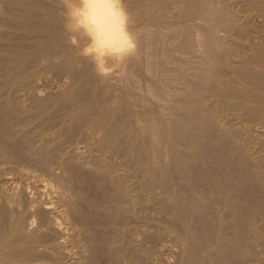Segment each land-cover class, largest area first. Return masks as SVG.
Returning <instances> with one entry per match:
<instances>
[{
    "label": "bare ground",
    "instance_id": "obj_1",
    "mask_svg": "<svg viewBox=\"0 0 264 264\" xmlns=\"http://www.w3.org/2000/svg\"><path fill=\"white\" fill-rule=\"evenodd\" d=\"M230 1L232 3L231 9H230V11L226 12V9L224 10L223 7L216 4V1L214 3V1H210V0H180L178 10L180 9L179 12L182 14V16L197 17V19L199 18L202 21L199 23L200 24L199 27L196 25L198 27V30H196V32L198 33V34L196 33L198 35V39H196V41H193V39H192L193 38L192 37L193 32L191 31V29H192L191 24H187L185 26L183 25L184 29H182L183 26L180 25V26H182L181 27L182 32L180 31V33H181V36L183 38V44H181V45L184 46V49H186V51L189 54L191 53L192 49L195 50L194 49L195 46H198L197 49H198V51L200 50L199 52L201 54L200 55L201 56V62L198 63V64H200L199 66H197L198 64L196 66H193V65L191 66L192 62L188 66V67H190V68H188V71H190V72L188 73V71H187V73L189 74L188 75L189 77H185V76L181 77V79L184 80V84H183L184 87L183 88L185 91L179 90V93H181V95L179 94V97H178V94L173 93L174 95H176L175 97H178V98L173 100L174 96L172 97L170 94H168L172 97V100H173L171 105H169L170 109L167 108L168 104H170V103L166 104L167 107L165 106L166 111L169 109L167 112L171 111V113H172L170 117L169 116L163 117L162 116L163 114L156 112L157 108H155V107H153V108L156 110L153 111V109H151L152 111L149 113V115L144 114V115H146V116H143L144 120L147 122V125H148V128L147 129L145 128L147 131L146 132L147 136H146V139H144V140H146L147 146L143 143L138 142V141L133 142L131 138H130L131 142H127V140L123 141L122 140L123 137L121 139V135L123 133V131L121 129H123V128L120 129L119 123L121 124V122H118V119H117L118 118L117 117L118 111H119L118 106L121 107L120 100H119L121 94L119 93L120 96H119V94H118V96H116L117 93H116V95L114 94L115 96L112 95V89H113L112 86H114L113 84H116L117 82L120 84L122 76L124 75V74L121 75V73H123L122 72L123 68H121V67H124V69H126L125 64H127V63H125V62H127V60L136 58L138 56L141 57L140 53L146 54L147 51H149L150 48L148 49L147 46H149V44H151V43L147 44L146 41L148 42L147 37L150 35L151 32L150 33L148 32L149 35L148 36L146 35L147 36L146 41H143V42H145V45L141 41L143 44V48L147 44L146 48L148 50L147 51L145 49L142 50V51L145 50L146 52L140 51L141 48L139 49V51L136 50V49H138V47L140 45L142 46L141 42L139 41L140 43L139 42L138 43L140 45L135 48V51L132 55L127 56L123 59L108 58L106 60H101L99 62V65H97L96 63L93 62L91 57H89L87 54L89 47H90L88 39L82 33L70 31L66 27L67 11L69 9H71L72 7L76 6L78 4V0H6V7L8 8L11 6L12 8L10 7L11 8L10 10L4 9V11L6 10L4 14L0 13V15H2L0 17V62L2 63V67H3L1 70L2 71H3V69L5 70L6 76L5 75L4 76L6 77V80L3 83H5V87H8V95L10 94L9 91H11L13 88H16V87L20 88L21 91H25V92H26V90L29 92L30 91L32 92L35 88L38 90V88H37L38 86H39V88H41L40 87L41 84L37 86V83L40 82L38 79H40V77H42L45 73H46L45 74L46 76L47 75L49 76L50 73L48 74L47 73L48 71L54 70L57 74L58 73H62V74L65 73V74H67L68 77L73 79V80L67 81L65 83L63 82L64 80L62 79L63 80L62 84H64L63 85L64 87L61 86L62 84L59 86H61L63 89H60L58 94H51L50 93L49 98H47V100L45 99L46 101L36 102L35 111L38 109L39 112L41 113L42 111H44L46 106H48L51 101H53L52 102L53 106L54 105L55 106L60 105L62 107L66 106V108H67V105L71 106V113H70L69 117H71V119H72V116H73L74 120L76 118L77 123L76 122L75 123L79 125L80 133L84 129V130H86V133L88 131L89 134L91 136H93V138H95L94 141H96V142L93 141L95 144H92V145L95 148V150L98 151V153H95L94 152L95 150L93 151L94 154H96V155L100 154L99 152H102V153L105 152L106 153L109 150H111V152H112V149L114 150L116 148H120L121 146L127 145L126 147L131 154V155H128V157H129L128 160L132 163V166L130 165V169L132 167V169H133L132 171L135 173V176L141 175V176H144L147 178V180H146L147 182L145 183L144 187L142 186V190H139V191H142L141 195L136 196L135 194L131 193L133 191L132 190L130 191L131 188L130 189L127 188L129 186L126 185V183H125L126 181L124 182L122 178H117V176L116 177L113 176L112 172H115V170L113 169L114 171H112V164L110 163L109 160L107 161L105 159V157H103V155H99L96 158L98 165H99L98 168L105 170L107 172V173H104L105 176L104 175H102V176H104V179H106L110 183V186H112L113 190H112V188H111V190L114 191L112 196L115 199V201L118 200L122 204H124L122 210L120 209V207H118L120 203L118 204V206H116V208L120 209V211H121V212H118V210H117V212L120 215H122L124 217L128 216L129 219L132 216L135 218L137 216L139 217L140 214H139L138 210H140L142 212L143 211L142 208L144 207V209H145V206H149V204H152V203H150V201H152L153 202L152 205L154 207L153 211L155 209L157 212H160L163 215L166 214L170 217V219H171V220H169L170 223H169V221L168 222L166 221L168 223V224L166 223L168 226L166 228L169 232L176 234V237L182 243V250H181L182 252H181L180 258L178 257L179 258L178 259L176 257L178 259V262H176L177 264H245L246 262L250 263L248 261L251 260V258L253 257V254H254L253 249L256 248L257 246L262 247V249H260V251L262 250V252H261V254L258 255V256H260V258L258 260V264H264V235H263V232L261 230V227L260 228L257 227L258 223L260 221H262L263 222L262 228H264V0H230ZM170 2H172V1H170ZM156 3H158V2H156ZM1 4H3L2 1H1ZM122 4H123L125 9H126V7L129 8L128 6L130 5V3L126 2L125 0H122ZM163 5H164L163 10H165L163 12H166L168 10L167 6H169L167 0H164ZM149 6L150 5H147V7H149ZM152 6H156V5L153 4ZM174 6H176V5H174ZM0 7H2V9H3L4 6L1 5ZM130 7H132V6H130ZM228 8H229V6H228ZM152 9H154V8L150 7V9H147V10L151 11ZM160 9H162V8H159L158 11H160ZM1 11L3 13V10H1ZM127 13L129 15V22H128L129 31L135 37L136 44L138 45L137 39L139 37V35H138L139 33L137 31L138 29H136V24L134 23V18H133L134 16L131 17L132 13L129 11V9L127 10ZM155 13H156V11H155ZM134 14L136 16V13H134ZM145 14H146V12H145ZM147 16H148V14H147ZM156 18H158V17H156ZM187 19H189V18H187ZM175 21H177V20H175ZM136 22H137V20H136ZM173 22H174V20H173ZM177 22H179V21H177ZM156 26H158V25H156ZM165 26H166V24H165ZM167 28L168 27H166V29ZM175 28H178V25ZM171 30H173V29H171ZM147 31H148V29L146 30V32ZM169 31L167 32V34L171 33ZM139 32H140V35H142V33H141L142 31H139ZM159 33L158 34L157 33H151L152 34V35H150L151 38L148 37L149 41L153 40V39L156 40L154 47L159 46L158 45L159 42L157 44L158 40L161 41V39H159V37L161 38V36H159ZM144 34H147V33H144ZM174 36H176V35H174ZM174 36H173V38H175ZM143 37H145V35ZM164 37L167 38L166 36H164ZM226 37L228 38L229 43H227ZM169 39H171V38H169ZM162 40H163V38H162ZM167 42H168V40H167ZM177 42H178V40H177ZM194 42H196V43H194ZM163 43L164 42L162 41V44ZM168 44H169V42H168ZM151 46H152V44H151ZM151 46H149V47H151ZM160 46H161V44H160ZM169 46L170 45H168V47ZM162 50H164V49L162 48ZM182 50H183V48H182ZM153 52H154V50H153ZM148 54L149 53H147L145 56H147ZM159 55L160 54H158V56ZM195 55H197V54H195ZM162 56H163V54H162ZM181 56L182 55H180V57ZM155 57L157 58V56H155ZM155 57H154V59H155ZM159 57H161V56H159ZM189 57H191V56H189ZM193 58L196 59L195 57H193ZM130 61L132 62V60H130ZM199 61L200 60H198L197 62H199ZM165 62H166V60H165ZM179 62H181V61H179ZM188 62L190 63V61H188ZM174 63H175V61H174ZM121 64H122V66L120 67ZM175 64H177V63H175ZM216 64L219 66V68L222 66L228 71V73L225 72L227 75H225L223 73L225 75V77L223 76L221 79L218 78L220 76H218L217 73H215V71H214V67L216 66ZM171 65H170V67H171ZM113 66L115 67L114 69H113ZM147 66L149 67V64ZM151 66H153V65H151ZM154 66H156L155 63H154ZM132 67H134V66L132 65ZM72 69L74 71H72ZM124 69H123V71H125ZM129 69L127 70L129 72V73L127 72L128 75H130V73H132V72H130L131 69L130 70ZM140 70H142V69H140ZM163 70H166V69H163ZM180 70L181 69H179V71ZM171 71H172V69H171ZM55 72H53V73H55ZM71 72H73L74 75H72ZM148 72H149V70H148ZM150 72H152V71H150ZM220 72H221V68H220ZM1 74L3 75L2 72H1ZM62 74H58V75H62ZM132 74L131 75L133 78L134 72ZM149 74L152 75L153 73H149ZM172 74H174V73H172ZM58 75H57V77H59ZM46 76L44 78H46ZM67 76H66V78H68ZM125 76L128 77L127 75H125ZM154 76H155V73H154ZM181 76H182V74H181ZM0 77H2V76H0ZM108 77H109V79H107ZM115 77H118L117 80H119V79L120 80L116 82ZM167 77H168V75H167ZM174 77H176V75ZM137 78H138V75H137ZM139 78H140V76H139ZM150 78H152V77L150 76L148 80H150ZM58 79H61V78H58ZM111 79H114L113 81H115V82H113V81L111 82ZM134 79L136 80V77L133 78V81H135ZM50 80H53V79H50ZM160 80H161V77H160ZM163 80H164V78H163ZM145 81H147V80H145ZM41 82L43 83L44 81H41ZM126 82H128V81H126ZM118 83H117V85H118ZM137 83H139V82H136V83L131 82L130 85H129V83H127V85L131 86L132 89H133V87L139 88V86L142 83L141 84L139 83L140 84L139 86H135L134 84H137ZM148 83H149V81H148ZM162 83H160V84L162 85ZM110 84H112V85H110ZM122 84H124V83H122ZM170 84H171V82H170ZM45 86H46V84H45ZM142 86H143V84H142ZM144 86L147 87V88L144 87L145 89L149 90L148 93L149 92L151 93L150 96H152V94L154 95V93H156V90H157L156 85H155L156 87L152 86V85L151 86L149 85V87H148L145 83ZM180 86H181V84H180ZM2 87H4V86L2 85ZM57 87H58V85H57ZM117 87H119V86H117ZM140 89L142 90V88H139V91H141ZM166 89H167V87H166ZM181 89H182V87H181ZM158 90H160V89H158ZM21 91H17V92H21ZM120 91H121V89H120ZM31 92L29 94L32 95ZM37 92H40V91H37ZM182 92H184L185 94H183ZM27 93L28 92H26V96L28 95ZM123 93H124V91H123ZM18 94L19 93L16 94V92H15V96ZM80 94H83L86 96L80 97L81 96ZM125 94H122V95H125ZM162 94H164V93L162 92ZM162 94H161V96H163ZM8 95L6 94V96H8ZM11 95H12V93H11ZM24 95H25L24 92L20 93L18 95L19 99L21 100L20 97L24 96ZM127 95L131 96L130 94H127ZM168 95L166 92V95L164 96V98H166ZM26 96H24V97H26ZM37 96H39V95H37ZM33 97H35V96L33 95ZM157 97L160 99L163 98V97L161 98L159 96V94H157ZM171 97H169V98H171ZM29 98L30 97L28 96V98L26 97L25 99L29 100ZM124 98H125V96H124ZM132 99H133V95H132ZM4 101H5L4 103L0 102L2 104L0 106V117L3 119L4 122L11 123L14 116H16L14 113L15 112L18 113L24 106H21V104H18L16 102L17 99H16V101L14 99L13 100L7 99ZM33 101H35V100H33ZM24 102H26V101H24ZM136 102H137V100H136ZM138 102H139V100H138ZM140 102L142 103V101H140ZM19 103H20V101H19ZM27 103H26V105H27ZM34 103H33V105H34ZM143 103H145V102H143ZM155 103H156V101H155ZM161 103H162V105H165L163 102H161ZM149 104L147 106H149ZM52 105H49V106H52ZM151 105H152V103H151ZM60 106H58V107H60ZM127 106H128V104H127ZM137 106H135V107H137ZM142 106H145V105L142 104ZM158 106H160V105H158ZM150 107H152V106H150ZM165 107L163 106V107H158V108H161L159 110L162 112L165 109ZM149 108H147V109H149ZM162 108H164V109L162 110ZM32 109H34V107ZM52 109H55V108H52ZM223 110H224V112H223ZM23 111L24 110L22 109V112ZM128 111L129 110H127V112ZM59 112L61 113V111H59ZM130 112H132V111H130ZM130 112H128V113H130ZM164 112H165V110H164ZM164 112H162V113H164ZM25 113H26V111H25ZM30 113H32V112H30ZM137 113H138V111H137ZM43 114L44 113H42L41 115L43 116ZM131 114H133V113H131ZM167 115H170V114H167ZM37 116H39V114ZM37 116L35 115V117H37ZM230 116L234 117L232 119H234L235 122H233L234 120H232V119H231L232 120V122H231ZM18 117H17V119L19 120L20 118H18ZM21 117H23V115H21ZM126 117H127V115H126ZM33 118H34V116H33ZM49 118H50V116H49ZM59 118H60V116H59ZM131 118H133V116ZM139 118H141V117H139ZM136 119H138V118H136ZM42 120H44V119H42ZM33 121L36 122V119ZM45 121L47 123L48 120H45ZM61 122L62 121H60V123ZM64 122L65 121H63V123ZM165 122H168L169 125L171 126L170 130L167 129L168 131H165L164 127L162 129V125L164 126ZM28 123H29V121H28ZM32 123H34V122H32ZM24 124H25V122H24ZM44 124H45V122H44ZM139 124H140V121H139ZM143 124H141V125H143ZM68 125H69V123H68ZM70 125H69V129H70ZM165 125H168V124L165 123ZM166 127L168 128L169 126H166ZM39 128H40V126H39ZM73 128H76V127H73ZM25 129H27V128H25ZM59 129H60V127H59ZM142 129H143V133H144L145 129L144 128H142ZM37 130H38V128H37ZM54 130H56V129H54ZM44 131H43V134L45 133ZM125 131H126V129H125ZM141 131L142 130H140V132ZM16 133H17V131H16ZM57 133H59V130ZM60 134H61V131H60ZM128 134H129V132L126 134V136H128ZM23 135H25V134H23ZM82 135H84V134H82ZM0 136H2L1 137L2 141H0V151H1L0 153L3 152V155H4V152L7 154H11V160L12 161L10 160V158H8L10 160V163H11L14 160V159H12L13 156H12V152H11L14 150V149L12 150V148H14V146L10 147V143L12 141L9 140V137L2 130L0 131ZM57 136H58V134H57ZM57 136H56V138H57ZM73 136L76 137L75 135H73ZM126 136L124 135V138ZM10 138H13V136ZM15 138H14V140H15ZM18 138H20V136ZM136 138H137V136H135V140H136ZM168 138L171 141V146H172L171 150L173 151V152H167V153H170V157L168 156L167 153H164L167 155L163 156L164 154L161 153L163 151H161V149H160L161 143H163L162 140L163 139L167 140ZM40 139H41V137H40ZM78 139L79 138L77 137L76 140L78 141ZM81 139H82V137H81ZM87 139L89 140V138H87ZM42 140H44V139H41V142H42ZM21 141H23V140H21ZM38 141H39V139H38ZM48 141H45V143L46 142L48 143ZM53 141H56V140H53ZM65 141H66V139H65ZM90 141H92V140H90ZM163 141H165V140H163ZM8 143H9V145H8ZM29 143H31V142H29ZM53 143H55V142H53ZM56 143H55V146H56ZM59 143H61V142H59ZM80 143H84V142H80ZM51 144H50V146H51ZM63 144H65V143H63ZM75 144H77V143H74V145ZM164 144L165 145L168 144V140L166 143L164 142L163 145ZM47 145L48 144H46V147H49V145L48 146ZM77 145H79V144H77ZM85 145H83L82 147L84 148ZM27 146H25L26 149H28L30 145L27 144ZM69 146L71 147V144ZM79 146H81V145H79ZM41 147L42 146H40V148ZM46 147L44 145L43 149H46ZM74 147H73V149H74ZM126 147H125V149H126ZM163 147L165 148L167 146H163ZM15 148H16V145H15ZM19 148H20V146H19ZM67 148L68 147H66L65 151L69 150ZM94 148H92V149H94ZM164 148L162 150H164ZM17 149H15V150H17ZM76 149L77 148H75V150ZM144 149H146L149 154L147 153L144 156H142V154L136 155V153L138 151L141 152V150H144ZM56 150L57 149L54 146H52V147L47 148V150H45V151L41 150L42 153L37 152V154H39L38 157H39V159H41V161L45 160L49 164V162L47 160L54 159L56 156L60 155V154L57 155L58 151H56ZM23 151L25 153H27L28 150H23ZM83 151H84V149H83ZM167 151H169V150H167ZM19 152L20 151H18V153ZM62 152H64V151H62ZM75 152H77V151H75ZM90 152H91V150H90ZM164 152H166V148H165ZM66 153H68V151ZM69 153H71V152H69ZM69 153H68V155H69ZM133 153H135V154H133ZM13 154H14V151H13ZM32 154H34V153L32 152ZM64 154H65V152H64ZM126 154H129V153H126ZM65 155L67 156V154H65ZM114 155H115V153H114ZM166 156L169 158V161H166V159H165ZM5 157H7L6 154H5ZM70 157H72V156H70ZM75 157H73V158H75ZM27 158H25L27 161H29L30 158H31L30 160H32V156H30L29 159H27ZM66 158H68V157H66ZM107 158H108V156H107ZM124 158H125V156H124ZM16 159H17V157H16ZM25 159L23 160L24 162L26 161ZM80 159H82V158H80ZM126 159H127V157L125 158V160ZM18 160L21 161L20 158ZM18 160H16V161H18ZM6 161L7 160H5V162ZM33 161H34V159H33ZM55 161H56V159H55ZM1 162H0V166L2 165ZM8 162H6V164ZM57 162L58 161H56V163ZM68 162H70V161H68ZM29 163H31V161ZM52 163H54V165H55L54 161H52ZM16 164H17V162H16ZM22 164H23V162H22ZM31 164H29V165H31ZM58 164H60V163H58ZM64 164L65 163L60 164V166L62 167V165L64 166ZM33 165H34V163H33ZM71 165L72 164L70 162V163H67L64 167L68 169V168H70ZM169 165H170V167L172 166L175 169L176 178H174V180H173V175L175 177V174H172L173 170H171ZM9 166H10V164H8V167ZM73 166H75V165H73ZM10 167H12V166H10ZM38 167H40V166H38ZM53 167H55V166H53ZM165 167L170 168L171 172L166 171ZM15 168L16 167H14V170H15ZM27 168H28V165H27ZM42 168H44V163H43ZM65 168H64V170H65ZM38 169H40V168H38ZM53 169H55V168H53ZM53 169H51V171ZM45 170H50V168L47 167V169L45 168ZM51 171H50V175H51ZM60 172H62V171H60ZM65 172H67V171L65 170ZM8 173L9 172H7V175H8ZM23 173H25V172H23ZM52 173H54V172H52ZM63 173H64V171H63ZM41 174H42V172H41ZM44 175H42V176H44ZM46 175H48V174H46ZM6 176H5V178H7ZM53 176L55 177L54 174H53ZM75 176H76V174H75ZM135 176L133 175V177H135ZM144 177H143V179H144ZM4 179H0V180L4 181ZM131 179H133V178H131ZM7 180L9 181L10 179H7ZM15 180H17V178ZM10 181H12V180H10ZM42 181H43V179H42ZM172 181H173V184L171 183ZM94 182L95 181L93 180V183ZM3 183H5V182H3ZM68 183L71 186H72V184H74V183L71 184L70 181ZM88 183H90V182H88ZM26 184H29V183H26ZM69 185H67L66 187L70 188L71 186L68 187ZM47 188H48V186H47ZM71 188H74V187L72 186ZM75 188H77V187H75ZM96 188H99V187H96ZM35 191H37V190L35 189ZM23 192H24V190H23ZM73 192H74V195H76L80 199H81V197H83V199L85 200L84 195L81 197L79 196L80 192L82 194H84L81 190H80V192H79V190L72 191V193ZM101 194H103V193H101ZM132 194L135 195L136 197L133 196ZM139 194H140V192H139ZM150 194L152 196H148ZM2 195H4V194H2ZM146 196L148 197V199L150 201L147 199ZM99 197H100V195H99ZM79 198H78V200L76 199L77 202L75 200H72V201H75L76 203H78L80 205ZM108 198H109V196H108ZM13 200H14V198H12V201ZM208 200H210L212 206H210L208 204ZM107 201H109V200H107ZM0 202H1V200H0ZM32 202L33 201H31V203ZM48 202H45V203H47V205H48ZM95 202H93V204H95ZM7 204H8V202H7ZM73 204H71V205H73ZM63 205L64 204H62V206ZM104 205H106V204H104ZM49 206H50V202H49ZM49 206H45V208L49 209L50 208ZM35 207H37V205ZM111 207H112V205H111ZM71 208H72V206H71ZM73 208H76V207L74 206ZM83 208H84V206H83ZM92 208H94V207H92ZM99 208H98V210H99ZM102 208L104 209V206ZM136 208H138V209H136ZM38 209H40V208H38ZM38 209H36V210H38ZM65 209H67V208H65ZM77 209L79 210L78 205H77V208L74 210L77 211ZM115 209L112 211L115 212L116 211ZM215 209L217 212L216 214H218L219 215L218 217L221 218L218 221V223H223L222 226H223L224 230L227 227H228V230L230 228L229 232L230 233L232 232V235L229 234V237H226L227 235L226 236L223 235V232H222L223 230L219 231L220 229H218L219 228L218 223H217L218 227H216L215 221H213V222H215V224L213 226L210 225L211 222L209 223L207 221L208 219H210L209 218L210 215L215 214ZM11 210H14V209H11ZM30 210H32V209H30ZM153 211L151 210L152 214H153ZM10 212L12 213L13 211H10ZM15 212H17V211H15ZM19 212H20V210H19ZM99 212H100V210H99ZM117 212H116V216H117ZM146 212H148V211H146ZM157 212H155V213H157ZM28 213H29V211H28ZM73 213H75V211ZM110 213H107V215L110 216V215L114 214L111 211H110ZM143 213L145 214V210ZM155 213H154V215H156ZM13 214L15 215L16 213L13 212ZM35 214L39 215L40 213L36 212ZM26 215H28V214H26ZM50 215L51 214H49V216ZM66 215H68V214H66ZM221 215H222V217H221ZM4 216H6V215H4ZM9 216H7V217H9ZM18 216H19V214H18ZM41 216H42V214H41ZM47 216H48V214H47ZM122 216H121V219H122ZM150 216H149V218H151ZM142 217H143V215H142ZM18 218H15V219H17L19 223L14 225V226H11L12 223H11V225L9 224L10 226H7V224L5 225V222H4L5 227L2 225L3 223L0 224V240L4 239V238L10 239V241L5 242V244H3L4 246L3 247L1 246V247L6 249L7 253L10 252V250L13 251L14 253H16V256H17L16 259H19L17 261H19L21 264H25V263H27V259H30L31 256H34V257L36 256L37 250H35V247H34L35 245L32 246L31 245L32 242L30 240H28L30 238V236L25 235L24 231H27V230L24 229L25 227L23 226V223H20L21 222L20 220L22 218L24 219V217H20L19 219ZM32 218L36 219L35 217H32ZM44 218H45V216H44ZM79 218H80V216H79ZM144 218H142V219H144ZM5 219H6V217H5ZM38 219H40V217ZM81 219H82V217H81ZM125 219L126 218H123L122 220H125ZM142 219H141V221H142ZM147 219H148V215H147ZM167 219L168 218H166L165 220H167ZM213 219H214V217H213ZM222 219L224 220V222H220ZM46 220H48V219H46ZM92 220H94V219H92ZM137 220H139V219H137ZM150 220H152V219H150ZM7 221H9V220H7ZM107 221H109V220H107ZM145 221L148 222L146 219H145ZM32 222H34V221H32ZM48 222H50V221H48ZM51 222H52V220H51ZM134 222H135V220H134ZM107 223H111V222H107ZM122 223H124V222H122ZM127 223H128V221H127ZM136 223H138V221ZM29 224L31 225V223H29ZM59 224L60 223H58V222H54L52 224V226L54 225L55 228L56 227L58 228ZM97 224H98V222H97ZM118 224H120V223H118ZM132 224H134V223H132ZM259 224H262V223L260 222ZM135 225H133L132 227H134ZM147 225H149V224H147ZM219 225H221V224H219ZM46 226H48V225H46ZM101 226H102V224H101ZM48 227H50V226H48ZM87 227H88V225H87ZM144 227H146V226H144ZM151 227H152V225H151ZM154 227H156V226L154 225ZM88 228L83 227V229L87 230V231L84 230L86 232V234L90 230V229L88 230ZM27 229H30V228H27ZM45 230H46V228H45ZM103 230H105V229H103ZM111 230H113V229H111ZM111 230H108V231H111ZM128 230H129V234H130V228ZM138 231H140V230L138 229L137 232ZM263 231H264V229H263ZM29 232H27V233H29ZM42 232H40V233H42ZM45 232H47V230ZM126 232H128V231H126ZM47 233H46V235L48 236ZM88 233H91V235L88 234L89 236L87 235V237L93 236L94 240L96 239V237L94 236V234H92L91 231H89ZM93 233H95L94 230H93ZM160 233H161V231H160ZM36 234H37V232H36ZM38 235H39V233H38ZM114 235H116V234H114ZM133 235H135V234H133ZM159 235H161V234H159ZM137 236L139 237V235L136 234L135 238H137ZM141 236H142V234H141ZM161 236H163V233ZM37 237H39V236H37ZM37 237H36V239H38ZM165 237H167V236H165ZM165 237H164V239H165ZM112 238L114 239V236ZM117 238H118V236H117ZM135 238H133V239H135ZM147 238H149L148 233H145L143 235V239H142L143 242ZM106 239H107V237H106ZM94 240H92V237H91V241H89L90 244L93 243L92 241H94ZM102 240H103V238L101 239L100 242H103ZM131 240H129V242ZM135 240H137V239H135ZM1 242H3V241H1ZM30 242H31V244H30ZM44 242H46V241H44ZM140 242H141V240H140ZM97 243H99V242H97ZM125 243H127V242H125ZM146 243L147 242H145V244ZM154 243H155V241H154ZM157 243L158 242L156 241V244ZM134 244H136V243H134ZM145 244L142 243V245H144V246H145ZM39 245H40V243H39ZM41 245H43V244H41ZM49 245H50V242H49ZM94 245H95V243H94ZM157 245H156V247H157ZM92 246H93V244H92ZM47 247H49V246H47ZM127 247H128V245H127ZM160 247H161V244H160ZM40 248H42V247L40 246ZM40 248H38V249H40ZM90 248H92V247H90ZM136 248H137V246H136ZM168 248L166 247V249H168ZM7 249L9 251H7ZM142 249L144 250V248H142ZM146 249L149 250L150 248H148L146 246ZM178 249H180V248H178ZM46 250H48V249H46ZM0 251H1V249H0ZM151 251H152V249H151ZM3 252H5V251H3ZM132 252H134V251H132ZM259 252L257 251V253H259ZM136 253L134 252V254L133 253L132 254L135 255L134 256L136 258L135 260H136V262H138L137 260L140 259L141 256L138 252H136ZM147 253H148V251H147ZM177 253H178V251H177ZM177 253H176V256H177ZM0 254H2V253H0ZM154 255H156V254H154ZM12 256H14V255H12ZM12 256H11V258H13ZM8 257H6V258H8ZM169 258H170V255H169ZM5 259L3 258V261H5ZM142 259H147V258H142ZM162 259H164V258H162ZM9 260H11V259L9 258ZM50 260H51V258H50ZM38 261H35V263L36 262L38 263ZM139 261L145 263L144 260L142 261L140 259ZM253 261L255 262L254 259H253ZM2 262H1V264H2ZM5 262H7V261H5ZM14 262L12 260V263H14ZM3 264H5V263L3 262ZM8 264H10V263H8ZM14 264H18V263L15 262ZM164 264H166V263H164ZM250 264H252V263H250Z\"/></svg>",
    "mask_w": 264,
    "mask_h": 264
},
{
    "label": "rangeland",
    "instance_id": "obj_2",
    "mask_svg": "<svg viewBox=\"0 0 264 264\" xmlns=\"http://www.w3.org/2000/svg\"><path fill=\"white\" fill-rule=\"evenodd\" d=\"M1 1L3 2V4H1ZM0 1V4L2 5V6H4L3 7V9H2V7H0V13L1 14H4L5 13V11L6 10H10L11 8L10 7H6V0L4 1V0H1ZM126 2H128V3H130V5L128 6L129 8H127L126 7V9L128 10L129 9V11L132 13V15H131V17L132 16H134L133 18H134V23L136 24V29H138L137 31H138V35H139V37H138V39H137V43L140 41H146V37L149 35L148 34V32L150 33H159L160 31V33H159V36H161V38L159 37V39H161V41L160 40H158L157 41V44H158V42H159V46H157V47H154L155 46V39H153V40H150L149 41V38H151V36L150 35H152L151 33H150V35L147 37V40H148V42L146 41V43L147 44H149V43H151L152 44V46H151V44H149V46H151V47H149V46H147V44H146V46H147V48L149 49V51H147L148 49L146 48V46H144V48H143V44H142V42H141V44H142V46L138 43V45L136 44V47L137 46H139L138 47V49H136V50H138L139 51V49L141 48V50L140 51H142L143 49H145L146 51H147V53H149L147 56H145L146 54H142V53H140L141 55V57H136V58H133V59H129V60H127V62H125V63H127V64H125L126 65V69H124V67H121L122 66V64L120 65V67L121 68H123L125 71H123V69H122V72L123 73H121V75L122 74H124L123 76H122V79H121V81H120V84L117 82V81H119V80H117V78L118 77H115V81L118 83V85H117V83L116 84H113L114 86H112L113 87V89H112V95H116V93H117V95L116 96H118V94L120 93L121 94V96H120V94H119V96H120V104H121V107H119L118 106V122H121V124L119 123V126H120V129L121 128H123V129H121L122 131H123V133H122V135H121V139H122V137H123V141L125 140H127V142H131L130 141V138L132 139V141L134 142H136V141H138V142H140V143H143V144H145L146 145V140H144V139H146V129L148 128V125H147V122L144 120V117L143 116H146V115H144V114H148L149 115V113L152 111L151 109H153V111H155L156 109H154L153 107H155V108H157V110H156V112H159V113H161V114H163L162 116L164 117V116H171V111L170 112H167L170 108H169V105H171V103L173 102V100L174 99H176V98H178L179 97V94L181 95V93H179V90H183V91H185L184 90V80H182L181 79V77H189L188 75V73L190 72V71H188V68H190V67H188L190 64H191V62H192V64H191V66L193 65V66H196L198 63H200L201 62V54H200V50L198 51V46H195V50H193L192 49V51H191V53L189 54L187 51H186V49H184V46L183 45H181V44H183V38H182V36H181V33H180V31L182 30V29H184V26L185 25H187V24H191V26H192V29H191V31L193 32L192 34H193V41H196V39H198V33L196 32V30H198V27L200 26V22H202L199 18L197 19V17H188V16H182V14L179 12V10H178V8H179V2H180V0H167V2H168V5L169 6H167V8H168V10L166 11V12H163V11H165V10H163V2H164V0H125ZM133 3H132V2ZM163 1V2H162ZM170 1H172V2H170ZM210 1H214V3H215V1H216V4H218V5H220L221 7H223V9L225 10L226 9V12H228V11H230V9H231V6H232V3H231V1L230 0H210ZM156 2H158V3H156ZM220 2V3H219ZM150 3V4H149ZM150 5L149 7H147V5ZM156 5V6H152V5ZM176 5V6H174V5ZM0 5V6H1ZM161 5V6H160ZM130 6H132V7H130ZM228 6H229V8H228ZM6 7V8H5ZM150 7H152V8H154V9H152L151 11H149V10H147V9H150ZM158 7V8H157ZM170 7V8H169ZM175 7V8H174ZM177 7V8H176ZM135 8V9H134ZM146 8V9H145ZM159 8H162V9H160V11H158L159 10ZM174 8V9H173ZM228 8V9H227ZM4 9H6L5 11H4ZM131 9V10H130ZM1 10H3V13H2V11ZM135 11V12H134ZM155 11H156V13H155ZM145 12H146V14H145ZM151 12V13H150ZM154 12V13H153ZM170 12V13H169ZM65 13V12H64ZM130 13V14H131ZM134 13H136V16H135V14ZM158 13V14H157ZM173 13V14H172ZM147 14H148V16H147ZM171 14V15H170ZM154 15V16H153ZM169 15V16H168ZM2 15H0V17H1ZM166 16V17H165ZM151 17V18H150ZM156 17H158V18H156ZM170 17V18H169ZM173 17V18H172ZM185 17V18H184ZM160 18V19H159ZM167 18V19H166ZM169 18V19H168ZM187 18H189V19H187ZM162 19V20H161ZM136 20H137V22H136ZM146 20V21H145ZM173 20H174V22H173ZM175 20H177V21H179V22H177V21H175ZM166 21V22H165ZM169 21V22H168ZM195 21V22H194ZM160 22V23H159ZM190 22V23H189ZM165 24H166V26H165ZM172 26H171V25ZM175 24V25H174ZM156 25H158V26H156ZM161 25V26H160ZM168 25V26H167ZM178 25V28H175L176 26ZM180 25H184L183 26V28L181 29V27L182 26H180ZM198 27H197V26ZM166 27H168L167 29H166ZM171 27V28H170ZM148 29V31L146 32V30ZM186 28V27H185ZM170 31H169V30ZM171 29H173V30H171ZM178 29V30H177ZM180 29V30H179ZM151 30V31H150ZM169 32H171V33H168L167 34V32L168 31ZM139 31H142L141 33H142V35H140V32ZM182 32V31H181ZM144 33H147V34H144ZM163 33V34H162ZM197 33V34H196ZM176 35V36H174V35ZM196 34V35H195ZM145 35V37H143ZM147 35V36H146ZM156 35V34H155ZM195 35V36H194ZM164 36H166L167 38H165ZM173 36L175 37V38H173ZM197 37V38H196ZM162 38H163V40H162ZM166 40H165V39ZM169 38H171V39H169ZM195 38V39H194ZM140 39V40H139ZM144 39V40H143ZM226 39H227V43H229L228 41V38L226 37ZM165 40V41H164ZM167 40H168V42H169V44H168V42H167ZM171 42H170V41ZM177 40H178V42H177ZM162 41L164 42L163 44H162ZM174 42V43H173ZM144 43V45H145V42H143ZM194 43H196V42H194ZM160 44H161V46H160ZM170 45L169 47H168V45ZM173 44V45H172ZM172 45V46H171ZM194 45V44H193ZM164 46V47H163ZM167 46V47H166ZM156 48V49H155ZM162 48L164 49V50H162ZM166 48V49H165ZM179 48V49H178ZM181 48V49H180ZM182 48H183V50H182ZM197 49V50H196ZM200 49V48H199ZM142 51V52H146V51ZM153 50H154V52H153ZM156 50V51H155ZM176 50V51H175ZM152 51V52H151ZM165 51V52H164ZM175 51V52H174ZM181 51V52H180ZM163 52V53H162ZM168 52V53H167ZM172 52V53H171ZM186 52V53H185ZM165 53V54H164ZM171 53V54H170ZM181 53V54H180ZM155 54V55H154ZM158 54H160L159 56H161V57H159L158 56ZM162 54H163V56H162ZM167 54V55H166ZM177 54V55H176ZM195 54H197V55H195ZM150 55V56H149ZM153 55V56H152ZM176 55V56H175ZM180 55H182L181 57H180ZM155 56H157V58L155 57ZM189 56H191V57H189ZM154 57H155V59H154ZM185 57V58H184ZM193 57H195L196 59H194ZM200 59H199V58ZM138 58V59H137ZM141 58V59H140ZM184 58V59H183ZM193 58V59H192ZM137 61H135V60ZM142 61H140V60ZM145 59V60H144ZM148 59V60H147ZM152 59V60H151ZM191 59V60H190ZM130 60H132V62L130 61ZM164 60V61H163ZM165 60H166V62H165ZM185 62H184V61ZM190 61V63L188 62V61ZM198 60H200L199 62H197ZM152 61V62H151ZM161 61V62H160ZM174 61H175V63H177V64H175L174 63ZM179 61H181V62H179ZM141 62V63H140ZM144 62V63H143ZM189 64H188V63ZM196 62V63H195ZM129 63V64H128ZM154 63H155V65L157 66H154ZM162 63V64H161ZM168 63V64H167ZM180 63V64H179ZM184 63V64H183ZM187 63V64H186ZM149 64V67L147 66V65ZM153 65V66H151V65ZM172 64V65H171ZM124 65V64H123ZM124 65V66H125ZM132 65L134 66V67H132ZM145 65V66H144ZM170 65H171V67H170ZM178 65V66H177ZM181 65V66H180ZM200 64H198L197 66H199ZM220 65V64H219ZM0 70L3 68L2 67V63L0 62ZM165 68H164V67ZM181 68H180V67ZM183 66V67H182ZM221 66V65H220ZM146 67V68H145ZM161 67V68H160ZM186 67V68H185ZM115 67L113 66V69H114ZM119 68V67H118ZM117 68V69H118ZM131 69V71L130 72H134V76L136 77V82H139L140 84L142 83L143 84V86H142V84L140 85L139 83H137V84H134L135 86H139V88H142V90L141 91H139V88L138 87H133V89H132V87L131 86H128L127 85V83H129V85H130V83L131 82H133V83H136L135 81H133V78H135L134 76H133V78H132V73H130V75H128L127 74V70L128 69ZM134 68V69H133ZM151 70H150V69ZM170 68V69H169ZM216 68V69H215ZM220 68H221V72H220ZM219 68V66L216 64V66L214 67V71H215V73H217V75L218 76H220V77H218V78H222L223 76L225 77V75H227L226 73H228V71L224 68V67H220ZM129 69V70H130ZM138 69V70H137ZM140 69H142V70H140ZM154 69V70H153ZM163 69H166V70H163ZM171 69H172V71H171ZM179 69H181L180 71H179ZM187 69V70H186ZM219 69V70H218ZM148 70H149V72H148ZM156 70V71H155ZM159 70V71H158ZM171 72H170V71ZM183 70V71H182ZM186 70V71H185ZM225 70V71H224ZM4 71V72H3ZM3 71L1 70L0 71V76H4L5 75V70L3 69ZM72 71H74L73 69H72ZM150 71H152V72H150ZM155 71V72H154ZM163 71V72H162ZM178 71V72H177ZM187 71H188V73H187ZM219 71V72H218ZM1 72L3 73V75L1 74ZM53 72H55L54 70L53 71H48L47 73L49 74L50 73V75L48 76H46L45 74L42 76V77H40V79H38L40 82L39 83H37V86L38 85H40V87L41 88H39V86L37 87L38 88V90L35 88L31 93H32V95L31 94H29L30 92L29 91H27L26 90V92H28L27 94V96H26V92L25 91H21V89L20 88H18V87H16V88H13L11 91H9V95H8V87H5V83H3V82H5V80H6V75L2 78V77H0V102H5L4 100H7V99H11V100H15L16 101V99H17V103L18 104H21V106H24L22 109L24 110L23 112H22V109L17 113V112H15L14 114L16 115V116H14V118H13V120H12V122L11 123H6V122H4L3 121V119L0 117V131L2 130L8 137H9V140H11L12 142L10 143V147L12 146H14V148H12V150L14 151V154H13V151H11L12 152V159H14L13 160V162H11L10 163V160H11V154H7V153H5L4 152V155H3V152L2 153H0V160L2 161H0L1 162V164L3 165H1L0 166V179H4L5 178V176L7 175V172H9L8 173V175L6 176L7 178H5L4 179V181H2V180H0V200H1V204H0V224H2L4 227H5V225L7 224V226H10L11 225V223H12V225L11 226H14V225H16V224H18L19 222H18V220L17 219H15V218H20V217H24V219L22 218L20 221V223H23V226L25 227L24 229L25 230H27V231H24V233H25V235H29L30 236V238L28 239V240H30L31 242H32V244H31V242H30V244L32 245V246H34L35 247V250H37L36 252V256L34 257V256H31L30 257V259H27V263L28 264H58L59 262V264H138L140 261V259L143 261H145V263H143V262H140L139 264H164V263H166V264H177L176 262H178V259L180 258V255H181V250H182V243H181V241L176 237V234H174V233H171V232H169L168 230H167V228L166 227H168L167 226V222L169 221V220H171L170 219V217L168 216V215H163V214H161L160 212H157L155 209H154V211L155 212H157V213H155L154 211H153V202L152 201H150L149 199H148V197H147V199L150 201V203H152V204H149V206H145V209H144V207L142 208V212L140 211V210H138L139 211V217L137 216L136 218L135 217H131L130 219H129V217L128 216H126V217H124V216H122V215H120L118 212H121L120 211V209L122 210L123 209V205L124 204H122L120 201H118V200H116L115 201V199L113 198V196H112V194H113V192L114 191H112L113 190V188H112V186H110V183L106 180V179H104V176H105V174L104 173H107L105 170H102V169H99L98 167H99V165H98V162H97V157L99 156V155H103V157H105V159L108 161H110V163L112 164V171H114L115 170V172H112V174H113V176H117V178H122L123 179V181L126 183V185L127 186H129V187H127V188H131L130 189V191L132 190L133 192H131V193H133V194H135L136 196H139V195H141V192L142 191H139V190H142V186L144 187V185H145V183L147 182L146 180H147V178L146 177H144V176H141V175H136L135 176V173L132 171L133 169H132V167H131V169H130V165L132 166V163L128 160L129 159V157H128V155H131L130 154V152L128 151V149H127V145L126 146H121L120 148H116V149H112V152H111V150H109V151H107L106 153L105 152H99L100 154H94V152L95 153H98V151H96L95 150V148L93 147V145L92 144H95L94 142H96V141H94L95 140V138H93V136H91L90 134H89V132L87 131V133H86V130H82L81 131V133H80V128H79V125L78 124H76L77 123V121H76V118H75V120L73 119V116H72V119H71V117H69V115H70V113H71V106H69V105H67V108H66V106H60V105H52V102L53 101H51L50 103H49V105H52V106H46V108L44 109V111H42L41 113L39 112V110L37 109L36 111H35V109H36V102H42V101H46L47 100V98H49V95H50V93L51 94H58V92H59V90L60 89H63L62 87H64L63 85L64 84H62L63 82L65 83V82H67V81H70V80H73V79H71L70 77H68L67 76V74H62V73H58V74H62V75H58L56 72L55 73H53ZM136 72V73H135ZM226 72V73H225ZM75 73V72H74ZM126 73V74H125ZM129 73V72H128ZM145 75H144V74ZM148 73V74H147ZM149 73H153L152 75L151 74H149ZM154 73H155V76H154ZM169 73V74H168ZM172 73H174V74H172ZM187 73V74H186ZM225 75H224V74ZM59 76V77H57V75ZM71 74L72 75H74L73 74V72H71ZM166 74V75H165ZM181 74H182V76H181ZM223 74V75H222ZM125 75H127L128 77H126ZM137 75H138V78H137ZM144 75V76H143ZM152 77V78H150V80H148L149 79V77ZM167 75H168V77H167ZM171 75V76H170ZM176 75V77H174ZM222 75V76H221ZM46 76V78H44ZM66 76L68 77V78H66ZM139 76H140V78H139ZM158 76V77H157ZM163 76V77H162ZM170 76V77H169ZM180 78H179V77ZM63 77V78H62ZM124 77V78H123ZM148 77V78H147ZM160 77H161V80H160ZM173 77V78H172ZM42 78V79H41ZM58 78H61V79H58ZM126 78V79H125ZM163 78H164V80H163ZM180 80H178V79ZM46 79V80H45ZM50 79H53V80H50ZM64 81H63V80ZM107 79H109V77L107 78ZM130 79V80H129ZM152 79V80H151ZM176 79V80H175ZM49 80V81H48ZM59 80V81H58ZM61 80V81H60ZM114 79H111V82L113 81ZM132 80V81H131ZM145 80H147V81H145ZM167 80V81H166ZM171 80V81H170ZM41 81H44L43 83L41 82ZM63 81V82H62ZM110 81V80H109ZM115 81H113V82H115ZM123 81V82H122ZM126 81H128V82H125ZM148 81H149V83H148ZM158 81V82H157ZM166 83H165V82ZM174 81V82H173ZM182 81V82H181ZM38 82V81H37ZM124 83V84H122V83ZM153 82V83H152ZM155 82V83H154ZM163 82V83H162ZM170 82H171V84H170ZM173 82V83H172ZM176 82V83H175ZM54 83V84H53ZM59 83V84H58ZM146 83V85L149 87V85L151 86H157V90H156V93H154V95L152 94V96H150L151 95V93L149 92L148 93V89H145V88H147L146 86H144V84ZM160 83H162V85L160 84ZM45 84H46V86H45ZM62 84V85H61ZM168 84V85H167ZM170 84V85H169ZM173 84V85H172ZM177 84V85H176ZM180 84H181V86H180ZM2 85L4 86V87H2ZM57 85H58V87H57ZM59 85H61V86H59ZM110 85H112V84H110ZM121 85V86H120ZM123 85V86H122ZM45 86V87H44ZM52 86V87H51ZM117 86H119V87H117ZM127 86V87H126ZM142 86V87H141ZM155 86V87H156ZM170 86V87H169ZM57 87V88H56ZM145 87V88H144ZM166 87H167V89H166ZM169 87V88H168ZM172 87V88H171ZM181 87H182V89H181ZM136 88V89H135ZM3 89V90H2ZM41 89V90H40ZM120 89H121V91H120ZM158 89H160V90H158ZM166 89V90H165ZM177 91H176V90ZM36 90V91H35ZM44 90V91H43ZM119 90V91H118ZM132 90V91H131ZM147 92H146V91ZM163 90V91H162ZM168 90V91H167ZM170 90V91H169ZM5 91V92H4ZM17 91H21V92H17ZM37 91H40V92H37ZM114 91V92H113ZM116 91V92H115ZM123 91H124V93H123ZM130 91V92H129ZM159 91V92H158ZM177 93H176V92ZM7 92V93H6ZM15 92H16V94L17 93H25V95L24 96H26L27 98H28V96L30 97L29 98V100L28 99H25L26 97H24V96H21L20 98H21V100L19 99V97H18V95H16L15 96ZM35 92V93H34ZM53 92V93H52ZM162 92L164 93V94H162ZM166 92H167V95L168 94H170L172 97H173V100H172V97L170 96V95H168L166 98H164V96L166 95ZM171 92V93H170ZM5 93V94H4ZM11 93H12V95H11ZM87 93V92H86ZM126 93V94H125ZM148 95H147V94ZM178 94V97H175L176 95H174V94ZM183 94H185L184 92H182ZM2 94V95H1ZM6 94L8 95V96H6ZM122 94H125V95H122ZM127 94H130L131 96H128ZM157 94H159V96L163 99H160V98H158L157 97ZM161 94L163 95V96H161ZM14 95V96H13ZM33 95L35 96V97H33ZM37 95H39V96H37ZM81 96L80 97H85L86 95H83V94H80ZM114 95V96H115ZM132 95H133V99H132ZM156 95V96H155ZM13 96V97H12ZM37 96V97H36ZM124 96H125V98H124ZM9 97V98H8ZM16 97V98H15ZM33 97V98H32ZM79 97V96H78ZM131 99H130V98ZM169 97H171V98H169ZM7 98V99H6ZM13 98V99H12ZM36 98V99H35ZM156 100H155V99ZM169 98V99H168ZM35 100V101H33V100ZM43 99V100H42ZM46 99V100H45ZM128 99V100H127ZM137 100V102H136V100ZM123 102H122V101ZM138 100H139V102H138ZM144 100V101H143ZM19 101H20V103H19ZM24 101H26V102H24ZM140 101H142V103L140 102ZM155 101H156V103H155ZM159 101V102H158ZM167 101V102H166ZM28 102V103H27ZM35 102V103H34ZM127 102V103H126ZM134 102V103H133ZM143 102H145V103H143ZM161 102H163L165 105H162V103ZM166 102V103H165ZM26 103H27V105H26ZM33 103H34V105H33ZM149 104V106H147L148 104ZM151 103H152V105H151ZM161 103V104H160ZM168 103H170V104H168ZM119 104V105H120ZM123 104V105H122ZM127 104H128V106H127ZM142 104H144L145 106H142ZM147 104V105H146ZM157 104V105H156ZM166 104H168V107L166 106ZM2 104L0 103V106H1ZM27 107H26V106ZM33 105V106H32ZM126 105V106H125ZM131 105V106H130ZM138 105V106H137ZM158 105H160V106H158ZM30 106V107H29ZM58 106H60V107H58ZM124 106V107H123ZM135 106H137V107H135ZM150 106H152V107H150ZM167 107V108H169L167 111H166V107H165V109L164 108H162V110L164 109L165 110V112H164V110L162 111V112H164V113H162L159 109H161V108H158V107ZM20 107V106H19ZM34 107V109H32ZM48 107V108H47ZM66 109H65V108ZM70 107V108H69ZM150 107V108H149ZM4 108V107H3ZM52 108H55V109H52ZM61 108V109H60ZM69 108V109H68ZM124 108V109H123ZM128 108V109H127ZM146 108V109H145ZM147 108H149V109H147ZM29 109V110H28ZM52 109V110H51ZM68 109V110H67ZM135 109V110H134ZM144 109V110H143ZM33 110V111H32ZM67 110V111H66ZM121 110V111H120ZM123 110V111H122ZM127 110H129L128 112H130V111H132V112H130V113H128L127 112ZM25 111H26V113H25ZM35 111V112H34ZM51 111V112H50ZM59 111H61V113L59 112ZM70 111V112H69ZM135 111V112H134ZM137 111H138V113H137ZM30 112H32V113H30ZM57 114H56V113ZM67 112V113H66ZM142 112V113H141ZM223 112H224V110H223ZM21 113V114H20ZM42 113H44L43 114V116L41 115ZM128 113V114H127ZM131 113H133V114H131ZM25 114V115H24ZM30 114V115H29ZM39 114V116H37ZM167 114H170V115H167ZM21 115H23V117H21ZM32 115V116H31ZM35 115L37 116V117H35ZM47 115V116H46ZM62 115V116H61ZM126 115H127V117H126ZM133 116V118H131L132 116ZM19 116V117H18ZM30 118H29V117ZM33 116H34V118H33ZM43 118H42V117ZM49 116H50V118H49ZM59 116H60V118H59ZM68 116V117H67ZM136 116V117H135ZM17 117L18 118H20L19 120L17 119ZM39 117V118H38ZM47 117V118H46ZM67 117V118H66ZM139 117H141V118H139ZM231 117V116H230ZM229 117V118H230ZM52 118V119H51ZM64 120H63V119ZM66 118V119H65ZM120 118V119H119ZM135 118V119H134ZM136 118H138V119H136ZM232 118H234V117H231L230 118V120L232 119ZM22 119V120H21ZM35 120L36 119V122L35 121H33V120ZM41 119V120H40ZM42 119H44V120H42ZM71 119V120H70ZM45 120H48L47 121V123H46V121ZM52 120V121H51ZM62 121L61 123H60V121ZM67 120V121H66ZM127 120V121H126ZM136 122H135V121ZM140 121V124H139V121ZM232 120H234V119H232ZM232 120H231V122H232ZM28 121H29V123H28ZM43 121V122H42ZM55 121V122H54ZM63 121H65L64 123H63ZM74 121V122H73ZM132 121V122H131ZM134 121V122H133ZM145 121V122H144ZM23 124H22V123ZM24 122H25V124H24ZM32 122H34V123H32ZM44 122H45V124H44ZM53 122V123H52ZM76 122V123H75ZM142 122V123H141ZM233 122H235V120L233 121ZM20 123V124H19ZM42 123V124H41ZM60 123V124H59ZM63 123V124H62ZM68 123H69V125H70V129H69V125H68ZM138 123V124H137ZM145 125H144V124ZM165 123H167L168 125H165ZM164 123V126L162 125V129H163V127H164V129H165V131H168V130H170V125H169V123L168 122H165ZM29 124V125H28ZM49 124V125H48ZM62 124V125H61ZM76 124V125H75ZM136 124V125H135ZM141 124H143V125H141ZM10 125V126H9ZM44 125V126H43ZM68 127H67V126ZM75 125V126H74ZM28 126V127H27ZM39 126H40V128H39ZM42 126V127H41ZM51 126V127H50ZM135 126V127H134ZM144 126V127H143ZM166 126H169L168 128L166 127ZM53 127V128H52ZM58 127V128H57ZM59 127H60V129H59ZM73 127H76V128H73ZM25 128H27V129H25ZM37 128H38V130H37ZM44 128V129H43ZM72 128V129H71ZM79 128V129H78ZM142 128H146L145 130H144V133H143V129ZM17 129V130H16ZM54 129H56V130H54ZM59 130V133H57L58 132V130ZM125 129H126V131H125ZM142 130L141 132H140V130ZM168 129V130H167ZM26 132H25V131ZM29 130V131H28ZM42 130V131H41ZM45 130V131H44ZM70 130V131H69ZM128 130V131H127ZM16 131H17V133H16ZM35 131V132H34ZM43 131L45 132L44 134H43ZM51 131V132H50ZM60 131H61V134H60ZM13 132V133H12ZM29 132V133H28ZM54 132V133H53ZM74 132V133H73ZM129 132V134H128V136H126V134ZM19 133V134H18ZM36 133V134H35ZM52 133V134H51ZM71 135H70V134ZM77 133V134H76ZM132 133V134H131ZM136 135H135V134ZM13 134V135H12ZM23 134H25V135H23ZM57 134H58V136H57ZM63 134V135H62ZM82 134H84V135H82ZM88 134V135H87ZM143 134V135H142ZM45 135V136H44ZM70 135V136H69ZM73 135H75L76 137H74ZM80 135V136H79ZM82 135V136H81ZM124 135L126 136L125 138H124ZM13 136V138H10V137H12ZM17 136V137H16ZM20 136V138H18ZM27 136V137H26ZM56 136H57V138H56ZM73 136V137H72ZM135 136H137V138H136V140H135ZM2 136H0V141H2V138H1ZM16 137V138H15ZM30 137V138H29ZM38 137V138H37ZM40 137H41V139H44V140H42V142H41V139H40ZM49 137V138H48ZM53 139H52V138ZM79 138L78 139V141L76 140V138ZM81 137H82V139H81ZM89 138V140L87 139V138ZM14 138H15V140H14ZM22 138V139H21ZM128 138V139H127ZM134 138V139H133ZM38 139H39V141H38ZM65 139H66V141H65ZM138 139V140H137ZM18 140V141H17ZM21 140H23V141H21ZM25 140V141H24ZM49 140V141H48ZM53 140H56V141H53ZM62 140V141H61ZM75 140V141H74ZM82 140V141H81ZM90 140H92V141H90ZM140 140V141H139ZM163 140H165V141H163ZM162 140V142L164 143H166L167 142V140H168V144H164L163 145V143H161V147H160V149H161V151H163V152H161L162 154H164V153H167V152H173L171 149H172V146H171V141L169 140V138L166 140V139H163ZM14 141V142H13ZM45 141H48V143L46 142L45 143ZM65 141V142H64ZM71 144V147L69 146L70 144L68 143V142ZM77 141V142H76ZM94 141V142H93ZM29 142H31V143H29ZM34 142V143H33ZM53 142H57L56 143V146H55V143H53ZM59 142H61V143H59ZM65 143V144H63V143ZM77 143V144H79V145H81V146H79V145H77V144H75L74 145V143ZM80 142H84V143H80ZM18 143V144H17ZM22 143V144H21ZM51 144V146H50V144ZM68 143V144H67ZM170 143V144H169ZM12 144V145H11ZM27 144L28 145H30L29 146V148L28 149H26V147L25 146H27ZM46 144H48L49 145V147H52V146H54L57 150L56 151H58L57 152V155H59V156H56L54 159H49V160H47L48 162H49V164L44 160V161H41V159H39V157H38V155L39 154H37V152L38 153H42V151L41 150H43V151H45V150H47V148H49V147H46ZM67 144V145H66ZM85 145L84 146V148L82 147L83 145ZM8 145H9V143H8ZM15 145H16V148H15ZM20 146V148H19V146ZM35 145V146H34ZM44 145H45V147H46V149H43L44 148ZM47 145V146H48ZM62 145V146H61ZM23 146V147H22ZM40 146H42L41 148H40ZM74 147V149H73V147ZM147 146V145H146ZM163 146H167V147H165L166 148V152H164L165 151V148L163 147ZM171 146V147H170ZM25 147V148H24ZM28 147V146H27ZM33 147V148H32ZM61 147V148H60ZM66 147H68L67 149H69V150H67L68 151V153L69 152H71V153H69V155L70 156H72V157H70L69 155H68V153H66L67 151H65L66 150ZM79 147V148H78ZM84 149V151H83V149ZM87 147V148H86ZM125 147H126V149H125ZM170 147V148H169ZM18 148V149H17ZM24 148V149H23ZM31 148V149H30ZM75 148H77L76 150H75ZM81 148V149H80ZM90 148V149H89ZM92 148H94V149H92ZM147 148V147H146ZM164 148V150H162ZM11 149V148H10ZM15 149H17V150H15ZM21 149V150H20ZM41 149V150H40ZM61 149V150H60ZM89 149V150H88ZM125 149V150H124ZM23 150H28L27 151V153L29 154H27V153H25ZM40 150V151H39ZM60 150V151H59ZM71 150V151H70ZM74 150V151H73ZM81 150V151H80ZM88 150V151H87ZM90 150H91V152H90ZM95 150V151H94ZM116 150V151H115ZM127 150V151H126ZM167 150H169V151H167ZM18 151H20L19 153H18ZM23 151V152H22ZM62 151H64L65 152V154H67V156L64 154V152H62ZM75 151H77V152H75ZM80 151V152H79ZM94 151V152H93ZM1 152V151H0ZM17 152V153H16ZM31 152V153H30ZM32 152L34 153V154H32ZM73 152V153H72ZM91 154H90V153ZM93 152V153H92ZM119 152V153H118ZM63 153V154H62ZM76 153V154H75ZM78 153V154H77ZM82 153V154H81ZM109 153V154H108ZM113 153V154H112ZM114 153H115V155H114ZM126 153H129V154H126ZM148 153V151L146 150V149H144V150H141V152H137L136 153V155H141L142 154V156H144V155H146ZM2 154V155H1ZM5 154H6V156L7 157H5ZM17 154V155H16ZM36 154V155H35ZM73 154V155H72ZM75 154V155H74ZM81 154V155H80ZM111 154V155H110ZM133 154H135V153H133ZM149 154V153H148ZM168 154V156L170 157V153H167ZM167 154H164L163 156H165V155H167ZM22 155V156H21ZM65 155V156H64ZM77 155V156H76ZM83 155V156H82ZM89 155V156H88ZM91 155V156H90ZM108 156V158H107V156ZM114 155V156H113ZM123 155V156H122ZM4 156V157H3ZM10 156V157H9ZM30 156H32V160H30L31 158H30ZM76 156V157H75ZM124 156H125V158L127 157V159L125 160V158H124ZM16 157H17V159H16ZM28 157V158H27ZM66 157H68V158H66ZM70 157V158H69ZM73 157H75V158H73ZM93 157V158H92ZM95 157V158H94ZM5 158V159H4ZM7 158V159H6ZM8 158H10V160L8 159ZM21 159V161H19L18 159ZM25 158H27V159H29V161H27ZM77 158V159H76ZM80 158H82V159H80ZM26 160L25 162L23 161V160ZM33 159H34V161H33ZM39 159V160H38ZM55 159H56V161H58L57 163H56V161H55ZM111 159V160H110ZM120 159V160H119ZM166 161H169V158L166 156ZM5 160H7L6 162H8L7 164H6V162H5ZM16 160H18V161H16ZM51 160V161H50ZM124 160V161H123ZM12 161V160H11ZM31 161V163H29ZM52 161H54L55 162V165H54V163H52ZM62 161V162H61ZM66 161V162H65ZM68 161H70L71 162V166H70V168H65L64 166L67 164V163H70V162H68ZM85 161V162H84ZM129 161V162H128ZM16 162H17V164H16ZM21 162V163H20ZM22 162H23V164H22ZM28 162V163H27ZM94 162V163H93ZM33 163H34V165H33ZM36 163V164H35ZM40 165H39V164ZM43 163H44V168H42L43 167ZM47 163V164H46ZM58 163H60V164H63V163H65L64 164V166L62 165V167L60 166V164H58ZM83 163V164H82ZM86 163V164H85ZM8 164H10V166H12V167H8ZM12 164V165H11ZM29 164H31V165H29ZM42 164V165H41ZM46 164V165H45ZM116 164V165H115ZM128 164V165H127ZM19 165V166H18ZM27 165H28V168H27ZM36 165V166H35ZM48 165V166H47ZM73 165H75V166H73ZM93 165V166H92ZM95 165V166H94ZM114 165V166H113ZM5 166V167H4ZM38 166H40V167H38ZM53 166H55V167H53ZM14 167H16L15 168V170H14ZM47 167L48 168H50V170H45V168L47 169ZM61 167V168H60ZM65 168V170L67 171V172H65V170H64V168ZM169 167H170V165H169ZM34 168V169H33ZM36 168V169H35ZM38 168H40V169H38ZM53 168H55V169H53ZM60 168V169H59ZM63 168V169H62ZM125 168V169H124ZM171 168V170H173L172 171V174H175V177H174V175H173V180H174V178H176V172H175V169L171 166L170 167ZM170 168H168V167H165V170L166 171H170L171 172V170H170ZM21 169V170H20ZM27 171H26V170ZM35 171H33V170ZM51 169H53L52 171H51ZM73 169V170H72ZM114 169V170H113ZM122 169V170H121ZM129 169V170H128ZM8 170V171H7ZM17 170V171H16ZM39 170V171H38ZM101 170V171H100ZM127 170V171H126ZM25 172V173H23V172ZM31 171V172H30ZM50 171H51V175H50ZM60 171H62V172H60ZM63 171H64V173H63ZM73 171V172H72ZM76 171V172H75ZM5 172V173H4ZM29 172V173H28ZM33 172V173H32ZM37 172V173H36ZM41 172H42V174H41ZM45 172V173H44ZM47 172V173H46ZM52 172H54V173H52ZM72 172V173H71ZM121 172V173H120ZM123 172V173H122ZM126 172V173H125ZM130 172V173H129ZM32 173V174H31ZM40 173V174H39ZM57 173V174H56ZM69 173V174H68ZM128 173V174H127ZM46 174H48V175H45ZM53 174L55 175V177L53 176ZM62 174V175H61ZM74 174V175H73ZM75 174H76V176H75ZM81 174V175H80ZM100 174V175H99ZM111 174V175H112ZM115 174V175H114ZM118 174V175H117ZM120 174V175H119ZM132 174V175H131ZM29 175V176H28ZM32 175V176H31ZM41 175V176H40ZM42 175H44V176H42ZM102 175H104V176H102ZM133 175L135 176V177H133ZM13 176V177H12ZM27 176V177H26ZM123 176V177H122ZM54 177V178H53ZM68 177V178H67ZM140 177V178H139ZM143 177H144V179H143ZM17 178V180H15ZM19 178V179H18ZM33 178V179H32ZM80 178V179H79ZM127 178V179H126ZM130 178V179H129ZM131 178H133V179H131ZM139 178V179H138ZM7 179H10V180H12V181H8ZM36 179V180H35ZM42 179H43V181H42ZM49 179V180H48ZM70 181V183L72 184V183H74V184H72V186L74 187V188H71L72 186L71 185H69V181ZM71 179V180H70ZM75 179V180H74ZM77 179V180H76ZM104 179V180H103ZM6 180V181H5ZM48 180V181H47ZM74 180V181H73ZM93 180L95 181L94 183H93ZM97 180V181H96ZM45 181V182H44ZM67 181V182H66ZM128 181V182H127ZM3 182H5V183H3ZM8 182V183H7ZM21 182V183H20ZM88 182H90V183H88ZM138 182V183H137ZM17 183V184H16ZM20 183V184H19ZM26 183H29V184H26ZM35 183V184H34ZM44 183V184H43ZM49 183V184H48ZM97 183V184H96ZM172 184H173V181L171 182ZM24 184V185H23ZM33 184V185H32ZM43 184V185H42ZM55 184V185H54ZM63 186H62V185ZM65 184V185H64ZM69 185L68 187H70V188H67L66 186L67 185ZM99 184V185H98ZM130 184V185H129ZM23 185V186H22ZM28 185V186H27ZM15 186V187H14ZM47 186H48V188H47ZM57 186V187H56ZM102 186V187H101ZM106 186V187H105ZM24 187V188H23ZM27 187V188H26ZM29 187V188H28ZM59 187V188H58ZM75 187H77V188H75ZM96 187H99V188H96ZM104 187V188H103ZM108 187V188H107ZM138 187V188H137ZM33 188V189H32ZM44 188V189H43ZM111 188H112V190H111ZM29 189V190H28ZM35 189L37 190V191H35ZM74 189V190H73ZM100 191H99V190ZM103 189V190H102ZM138 189V190H137ZM23 190H24V192H23ZM26 190V191H25ZM28 190V191H27ZM68 190V191H67ZM75 191V190H79V192H80V190L84 193V194H82L81 192H80V194H79V196L81 197V196H83L84 195V198H85V200L83 199V197H81V199L79 198V197H77L76 195H74V192L72 193V191ZM106 190V191H105ZM20 191V192H19ZM51 191V192H50ZM60 191V192H59ZM71 193H70V192ZM109 193H108V192ZM24 194H23V193ZM67 192V193H66ZM100 192V193H99ZM139 192H140V194H139ZM6 193V194H5ZM39 193V194H38ZM64 193V194H63ZM101 193H103V194H101ZM105 193V194H104ZM108 193V194H107ZM2 194H4V195H2ZM13 194V195H12ZM70 194V195H69ZM100 195V197H99V195ZM132 194V195H133ZM149 194V193H148ZM72 195V196H71ZM86 195V196H85ZM104 195V196H103ZM107 195V196H106ZM135 195H133V196H135ZM28 196V197H27ZM97 196V197H96ZM108 196H109V198H108ZM135 196V197H136ZM148 196H152L151 194L150 195H148ZM26 197V198H25ZM72 197V198H71ZM76 197V198H75ZM104 197V198H103ZM12 198H14V200L12 201ZM63 200H62V199ZM78 198H79V200H80V205L78 204V203H76L77 202V200H78ZM101 198V199H100ZM7 199V200H6ZM69 199V200H68ZM77 199V200H76ZM83 199V200H82ZM114 201H112V200ZM16 200V201H15ZM59 200V201H58ZM67 200V201H66ZM72 200H75V201H72ZM82 200V201H81ZM92 200V201H91ZM97 200V201H96ZM99 200V201H98ZM107 200H109V201H107ZM31 201H33L32 203H31ZM40 201V202H39ZM50 202V206H49V202ZM63 201V202H62ZM69 201V202H68ZM96 201V202H95ZM108 203H107V202ZM7 202H8V204H7ZM19 202V203H18ZM21 202V203H20ZM38 202V203H37ZM44 202V203H43ZM45 202H48V205H47V203H45ZM76 204H75V203ZM93 202H95V204H93ZM99 202V203H98ZM104 202V203H103ZM106 202V203H105ZM113 202V203H112ZM116 202V203H115ZM28 203V204H27ZM53 203V204H52ZM67 203V204H66ZM74 203V204H73ZM86 203V204H85ZM120 203V204H119ZM13 206H12V205ZM16 204V205H15ZM40 204V205H39ZM44 204V205H43ZM52 204V205H51ZM62 204H64L63 206H62ZM71 204H73V205H71ZM104 204H106V205H104ZM118 204H119V206H118ZM208 204L210 205V206H212V204H211V202H210V200H208ZM37 205V207H35ZM72 206V208H71V206ZM77 205H78V208H79V210L77 209V211L76 210H74V209H76L77 208ZM87 207H86V206ZM96 207H95V206ZM100 205V206H99ZM104 206V209L102 208L103 206ZM111 205H112V207H111ZM121 205V206H120ZM152 205V206H151ZM11 206V207H10ZM34 206V207H33ZM40 206V207H39ZM43 206V207H42ZM45 206H49L50 208L49 209H46L45 208ZM53 206V207H52ZM69 206V207H68ZM76 207V208H73V207ZM83 206H84V208H83ZM89 206V207H88ZM110 206V207H109ZM116 206H118V207H120V209H118V208H116ZM4 207V208H3ZM7 207V208H6ZM9 207V208H8ZM29 209H27V208ZM64 207V208H63ZM92 207H94V208H92ZM100 207V208H99ZM150 207V208H149ZM24 208V209H23ZM38 208H40V209H38ZM65 208H67V209H65ZM98 208H99V210H100V212H99V210H98ZM109 208V209H108ZM116 208V209H115ZM8 209V210H7ZM11 209H14V210H11ZM23 211H22V210ZM30 209H32V210H30ZM36 209H38V210H36ZM70 209V210H69ZM94 209V210H93ZM116 210L115 212L114 211H112V210ZM136 209H138V208H136ZM153 211V214H152V212H151V210ZM6 210V211H5ZM19 210H20V212H19ZM109 210V211H108ZM117 210H118V212H117ZM144 210H145V214L143 213L144 212ZM10 211H13L14 213H16L15 215L13 214V212L11 213ZM15 211H17V212H15ZM26 211V212H25ZM28 211H29V213H28ZM50 213H49V212ZM72 211V212H71ZM75 211V213H73ZM82 211V212H81ZM108 211V212H107ZM110 211L112 212V213H114V214H112V215H107V213H110ZM146 211H148V212H146ZM2 212V213H1ZM6 214H5V213ZM40 213L39 215L38 214H35V213ZM53 212V213H52ZM66 212V213H65ZM79 212V213H78ZM116 212H117V216H116ZM141 212V213H140ZM22 213V214H21ZM93 213V214H92ZM143 213V214H142ZM154 213L156 214V215H154ZM217 212H216V209H215V214L214 215H210V219H208L207 221L210 223V225H214L215 224V222H216V227H218L219 226V228L218 229H220L219 231H222L223 232V235L224 236H226V237H229V234H231L232 235V232L230 233L229 232V230H230V228H229V230H228V227L227 228H225V230H224V228H223V226H222V224L223 223H218V221L221 219L220 217H218L219 215L218 214H216ZM14 216H13V215ZM18 214H19V216H18ZM26 214H28V215H26ZM41 214H42V216H41ZM45 214V215H44ZM47 214H48V216H47ZM49 214H51L50 216H49ZM65 214V215H64ZM66 214H68V215H66ZM75 214V215H74ZM111 214V213H110ZM151 216H150V215ZM160 214V215H159ZM4 215H6V216H4ZM10 215V216H9ZM12 215V216H11ZM21 215V216H20ZM23 215V216H22ZM35 215V216H34ZM106 217H105V216ZM115 215V216H114ZM142 215H143V217H142ZM147 215H148V219H147ZM159 215V216H158ZM217 215V216H216ZM7 216H9V217H7ZM40 217V219H38L39 217ZM44 216H45V218H44ZM79 216H80V218H79ZM98 216V217H97ZM109 216V217H108ZM113 218H112V217ZM121 216H122V219L123 218H126L125 220H122L121 219ZM149 216L151 217V218H149ZM158 218H157V217ZM167 216V217H166ZM216 216V217H215ZM2 217V218H1ZM5 217H6V219H5ZM32 217H35L36 219H34V218H32ZM54 217V218H53ZM66 217V218H65ZM81 217H82V219H81ZM92 217V218H91ZM101 217V218H100ZM105 217V218H104ZM128 217V218H127ZM145 217V218H144ZM156 217V218H155ZM213 217H214V219H213ZM221 217H222V215H221ZM11 218V219H10ZM18 218V219H19ZM29 218V219H28ZM51 218V219H50ZM58 218V219H57ZM87 218V219H86ZM104 218V219H103ZM107 218V219H106ZM142 218H144V219H142ZM164 218V219H163ZM166 218H168L167 220H165ZM219 218V219H218ZM3 219V220H2ZM15 219V220H14ZM33 219V220H32ZM43 219V220H42ZM46 219H48V220H46ZM54 219V220H53ZM91 219V220H90ZM92 219H94V220H92ZM100 219V220H99ZM113 219V220H112ZM132 219V220H131ZM137 219H139V220H137ZM141 219H142V221H141ZM145 219L148 221V222H146L145 221ZM150 219H152V220H150ZM7 220H9V221H7ZM24 220V221H23ZM31 220V221H30ZM39 220V221H38ZM51 220H52V222H51ZM56 220V221H55ZM59 220V221H58ZM80 220V221H79ZM107 220H109V221H107ZM130 220V221H129ZM134 220H135V222H134ZM155 220V221H154ZM162 222H161V221ZM17 221V222H16ZM26 221V222H25ZM32 221H34V222H32ZM45 221V222H44ZM47 221V222H46ZM48 221H50V222H48ZM94 221V222H93ZM111 222V223H107V222ZM116 221V222H115ZM127 221H128V223H127ZM132 221V222H131ZM138 221V223H136ZM167 221V222H166ZM213 221H215V222H213ZM4 222H5V225H4ZM7 222V223H6ZM54 222H58V223H60L58 226V228L56 229L55 227H54V225L52 226V224L54 223ZM84 222V223H83ZM97 222H98V224H97ZM122 222H124V223H122ZM140 222V223H139ZM154 222V223H153ZM213 222V223H212ZM220 222H224V220L222 219ZM262 223V224H259V223ZM259 223H258V228H260L261 227V230H262V232H263V235H264V231H263V229L264 228H262V225H263V222L262 221H260ZM15 223V224H14ZM27 223V224H26ZM29 223H31V225L29 224ZM48 223V224H47ZM62 223V224H61ZM87 223V224H86ZM89 223V224H88ZM94 223V224H93ZM118 223H120V224H118ZM127 223V224H126ZM132 223H134V224H132ZM165 223V224H164ZM167 223V224H166ZM169 223H170V221H169ZM217 223H218V226H217ZM10 224V225H9ZM40 224V225H39ZM44 224V225H43ZM84 224V225H83ZM100 224V225H99ZM101 224H102V226H101ZM109 224V225H108ZM112 224V225H111ZM132 224V225H131ZM136 224V225H135ZM138 224V225H137ZM145 224V225H144ZM147 224H149V225H147ZM156 226V227H154V225ZM219 224H221V225H219ZM29 225V226H28ZM46 225H48V226H50V227H48V226H46ZM65 225V226H64ZM83 225V226H82ZM87 225H88V227H87ZM133 225H135L134 227H132ZM151 225H152V227H151ZM40 226V227H39ZM105 226V227H104ZM118 226V227H117ZM144 226H146V227H144ZM165 226V227H164ZM32 227V228H31ZM83 227L84 228H88V230L89 231H91L92 232V234H94V236L96 237V239L94 240V237L93 236H90V237H87V235L89 234V235H91V233H88L87 232V234H86V232L84 231V230H86V229H83ZM112 227V228H111ZM115 227V228H114ZM148 227V228H147ZM27 228H30V229H27ZM34 228V229H33ZM45 228H46V230H47V232H45L46 230H45ZM54 228V229H53ZM94 228V229H93ZM113 229V230H111V229ZM130 228V234H129V230L128 229ZM133 228V229H132ZM82 229V230H81ZM96 229V230H95ZM102 229V230H101ZM103 229H105V230H103ZM115 229V230H114ZM121 229V230H120ZM126 229V230H125ZM140 230V231H138L137 232V230ZM149 229V230H148ZM53 230V231H52ZM60 230V231H59ZM93 230H94V232L95 233H93ZM108 230H111V231H108ZM134 230V231H133ZM148 230V231H147ZM30 231V232H29ZM33 231V232H32ZM43 231V232H42ZM58 233H57V232ZM69 231V232H68ZM83 231V232H82ZM87 231V230H86ZM107 231V232H106ZM117 231V232H116ZM126 231H128V232H126ZM132 231V232H131ZM145 231V232H144ZM160 231H161V233H160ZM227 231V232H226ZM27 232H29V233H27ZM36 232H37V234H36ZM40 232H42V233H40ZM102 232V233H101ZM115 232V233H114ZM119 232V233H118ZM153 232V233H152ZM38 233H39V235H38ZM46 233L48 234V236L46 235ZM71 233V234H70ZM109 235H108V234ZM112 233V234H111ZM135 234V235H133V234ZM145 233H148V237L149 238H147L144 242H143V235L145 234ZM162 233H163V236H161L162 235ZM53 234V235H52ZM100 234V235H99ZM114 234H116V235H114ZM119 234V235H118ZM121 234V235H120ZM136 234L137 235H139V237L141 236V234H142V236L139 238L138 236H137V238H135L136 237ZM159 234H161V235H159ZM63 235V236H62ZM88 235V236H89ZM97 235V236H96ZM114 236V239L112 238L113 236ZM131 237H130V236ZM158 237H157V236ZM37 236H39V237H37ZM99 236V237H98ZM105 236V237H104ZM117 236H118V238H117ZM156 236V237H155ZM160 236V237H159ZM165 236H167V237H165ZM36 237L38 238V239H36ZM91 237H92V240H94V241H92L93 243H91L90 244V242L89 241H91ZM106 237H107V239H106ZM130 237V238H129ZM164 237H165V239H164ZM35 238V239H34ZM46 238V239H45ZM79 238V239H78ZM103 238V242H100L101 241V239ZM109 238V239H108ZM127 238V239H126ZM133 238H135V239H137V240H135V239H133ZM9 238H4V239H1L0 240V249H1V251H0V253H2V254H0L1 256H0V261L2 262L3 261V258L5 259L6 257H8V258H6L5 259V261H7V262H5V261H3L5 264H8V263H10V264H14L15 262L16 263H18V264H21L19 261H17V260H19V259H16L17 258V256H16V253H14L13 251H11L10 250V252H6V249H4V248H2L4 245L3 244H5V242H7V241H10V239L8 240ZM43 239V240H42ZM89 239V240H88ZM100 239V240H99ZM122 239V240H121ZM132 239V240H131ZM149 239V240H148ZM39 240V241H38ZM129 240H131L130 242H129ZM134 240V241H133ZM140 240H141V242H140ZM1 241H3V242H1ZM44 241H46V242H44ZM50 242V245H49V242ZM99 242V243H97V242ZM116 241V242H115ZM153 241V242H152ZM154 241H155V243H154ZM156 241L158 242L157 244L159 245H157L156 244ZM162 243H161V242ZM106 242V243H105ZM125 242H127V243H125ZM139 242V243H138ZM145 242H147L146 244H145ZM164 242V243H163ZM35 243V244H34ZM39 243H40V245H39ZM94 243H95V245H94ZM108 243V244H107ZM111 243V244H110ZM125 243V244H124ZM133 243V244H132ZM134 243H136V244H134ZM142 243H144L145 244V246L144 245H142ZM149 243V244H148ZM172 243V244H171ZM41 244H43V245H41ZM48 244V245H47ZM85 244V245H84ZM92 244H93V246H92ZM107 244V245H106ZM132 244V245H131ZM138 244V245H137ZM142 246H141V245ZM160 244H161V247H160ZM45 245V246H44ZM67 245V246H66ZM90 245V246H89ZM127 245H128V247H127ZM155 245V246H154ZM156 245H157V247H156ZM164 245V246H163ZM169 245V246H168ZM172 245V246H171ZM2 246V247H1ZM39 246V247H38ZM40 246L42 247V248H40ZM44 246V247H43ZM47 246H49V247H47ZM136 246H137V248H136ZM139 246V247H138ZM146 246L148 247V248H150L149 250H147L146 249ZM152 246V247H151ZM163 246V247H162ZM56 247V248H55ZM90 247H92V248H90ZM101 247V248H100ZM155 247V248H154ZM165 247V248H164ZM166 247L169 249H166ZM173 247V248H172ZM259 247V248H258ZM261 246H257L256 248H254L253 249V257L251 258V260H249L248 262H250V263H252V264H258V260H259V258H260V256H258L259 254H261V252H262V250L260 251V249H262V247L260 248ZM38 248H40V249H38ZM44 248V249H43ZM129 248V249H128ZM135 248V249H134ZM142 248H144V250L142 249ZM177 248V249H176ZM178 248H180V249H178ZM4 249V250H3ZM46 249H48V250H46ZM62 249V250H61ZM95 249V250H94ZM112 249V250H111ZM116 249V250H115ZM151 249H152V251H151ZM164 249V250H163ZM176 249V250H175ZM259 249V250H258ZM57 250V251H56ZM70 250V251H69ZM138 250V251H137ZM143 250V251H142ZM160 250V251H159ZM180 250V251H179ZM3 251H5V252H3ZM7 251H9L8 249H7ZM95 251V252H94ZM131 251V252H130ZM132 251H134L135 253L136 252H138L139 254H140V256H141V258L140 259H138L137 261L138 262H136V258L134 257L135 255H133L134 254V252H132ZM147 251H148V253H147ZM177 251H178V253H177ZM257 251L259 252V253H257ZM52 252V253H51ZM111 252V253H110ZM144 252V253H143ZM154 252V253H153ZM158 252V253H157ZM6 255H5V254ZM10 253V254H9ZM45 253V254H44ZM58 253V254H57ZM108 253V254H107ZM133 253V254H132ZM151 253V254H150ZM170 253V254H169ZM176 253H177V256H176ZM14 255V256H12V255ZM39 254V255H38ZM51 254V255H50ZM137 254V253H136ZM154 254H156V255H154ZM172 254V255H171ZM58 255V256H57ZM94 255V256H93ZM143 255V256H142ZM145 255V256H144ZM154 255V256H153ZM169 255H170V258H169ZM11 256L13 257V258H11ZM41 256V257H40ZM97 256V257H96ZM163 256V257H162ZM262 256V255H261ZM2 257V258H1ZM34 257V258H33ZM38 257V258H37ZM45 257V258H44ZM47 257V258H46ZM58 257V258H57ZM116 257V258H115ZM127 257V258H126ZM178 259H177V258ZM9 258L11 259V260H9ZM50 258H51V260H50ZM95 258V259H94ZM142 258H147V259H142ZM162 258H164V259H162ZM36 259V260H35ZM166 259V260H165ZM253 259L255 260V262L253 261ZM12 260H13V262L14 263H12ZM38 261V263L36 262L35 263V261ZM41 260V261H40ZM44 260V261H43ZM48 260V261H47ZM135 260V261H134ZM9 261V262H8ZM53 261V262H52ZM116 261V262H115ZM147 261V262H146ZM165 261V262H164ZM167 261V262H166ZM1 262H0V264H1ZM3 262H2V264H3ZM56 262V263H55ZM162 262V263H161ZM175 262V263H174ZM254 262V263H253ZM27 263H25V264H27ZM250 263H245V264H250Z\"/></svg>",
    "mask_w": 264,
    "mask_h": 264
},
{
    "label": "clouds",
    "instance_id": "obj_3",
    "mask_svg": "<svg viewBox=\"0 0 264 264\" xmlns=\"http://www.w3.org/2000/svg\"><path fill=\"white\" fill-rule=\"evenodd\" d=\"M128 22L122 0H78L67 11L66 27L88 39L87 54L99 65L101 60L123 59L134 53L136 40Z\"/></svg>",
    "mask_w": 264,
    "mask_h": 264
}]
</instances>
